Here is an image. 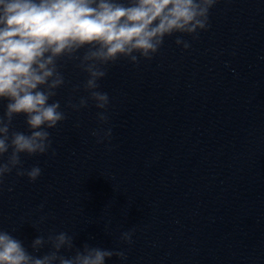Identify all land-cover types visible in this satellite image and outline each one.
Segmentation results:
<instances>
[{"label": "clouds", "instance_id": "clouds-1", "mask_svg": "<svg viewBox=\"0 0 264 264\" xmlns=\"http://www.w3.org/2000/svg\"><path fill=\"white\" fill-rule=\"evenodd\" d=\"M218 2L0 0V101H7L0 112V183L13 172L30 182L41 176L39 164L25 167L22 157L48 154L52 149L50 130L67 119L60 100L54 98L66 84L63 69L68 63L87 74L83 85L73 88L78 93L82 87L87 95L76 103L70 98L65 107L80 111L92 101L99 110L98 123L107 125L110 98L99 90L107 66L121 59L133 65L151 60L165 38L176 34L180 35L175 44L188 50L191 42L183 36L198 40L211 27L210 11ZM20 116L26 132L14 127ZM91 135L97 143L110 142L112 128L94 129ZM51 154L56 155L55 150ZM46 219L41 217L40 223ZM32 226L40 232L38 225ZM134 231H123L117 244L131 245ZM74 237L63 231L40 234L29 251L11 232L0 230V264H105L113 256L124 262L128 259L120 247L103 249L85 243L76 248Z\"/></svg>", "mask_w": 264, "mask_h": 264}]
</instances>
